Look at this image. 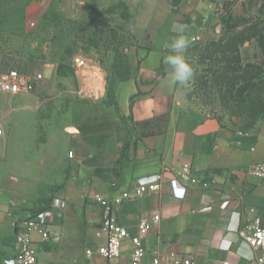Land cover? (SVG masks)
Here are the masks:
<instances>
[{"label": "crops", "instance_id": "obj_1", "mask_svg": "<svg viewBox=\"0 0 264 264\" xmlns=\"http://www.w3.org/2000/svg\"><path fill=\"white\" fill-rule=\"evenodd\" d=\"M163 18L149 40L152 48L139 52V70L121 83L115 104L106 100L104 85L90 88L89 98L75 99V90H62L71 98L64 104H39L37 92L0 91V263L15 253V222L61 198L66 203L52 210L50 240L31 234L36 264H92L85 249L103 244L105 234L99 228L100 207L91 196L131 191L143 176L189 163L206 187L191 186L180 197L167 172L157 193L114 207L116 219L130 232H136L140 218L160 216L142 237L141 264H153L154 249L161 264H170V252L201 264H259L260 250L245 243L238 229L255 219L264 225V179L251 172L264 163V116L244 131L182 109L163 62L173 38L172 17ZM183 24L179 29L187 36L190 23ZM164 114L162 133L141 135L148 128L137 123ZM128 116L130 121H124ZM11 200L19 208H10ZM206 205L211 208L202 210ZM78 208L84 224L71 231L67 222ZM131 249L125 240L113 264H129Z\"/></svg>", "mask_w": 264, "mask_h": 264}, {"label": "rangeland", "instance_id": "obj_2", "mask_svg": "<svg viewBox=\"0 0 264 264\" xmlns=\"http://www.w3.org/2000/svg\"><path fill=\"white\" fill-rule=\"evenodd\" d=\"M164 14L172 17V37L183 35L179 28L185 24L177 20L194 16L186 36L194 40L185 55L195 75L187 86H176L181 108L247 130L223 99V86L247 88L260 72L257 89H264V0H0V74L10 69L41 72L43 79L28 94L37 92L39 104L70 101L62 91L67 89L76 91L75 99L89 98L90 88L103 85L106 100L116 103L121 83L139 70V52L152 48L149 40ZM240 18L244 21L236 29H225L226 21L239 24ZM197 44L204 46L201 54L192 53ZM228 45L231 53L225 52ZM78 56L83 65L75 63ZM232 56L234 61L227 62ZM225 62L232 69L219 74ZM71 213L66 228L77 231L84 224L82 209Z\"/></svg>", "mask_w": 264, "mask_h": 264}, {"label": "built area", "instance_id": "obj_3", "mask_svg": "<svg viewBox=\"0 0 264 264\" xmlns=\"http://www.w3.org/2000/svg\"><path fill=\"white\" fill-rule=\"evenodd\" d=\"M194 38L191 37L190 41ZM77 65H83L84 59L76 57L74 59ZM43 79L41 72L24 73L16 69H10L0 74V91L11 95L29 94L34 87ZM2 129L0 128V135ZM169 172V183L175 191L179 192L182 197L187 188L200 183L191 164L183 163L173 170H163L147 176L139 178L131 191L124 190L119 194L106 197L99 193L91 196V199L100 207L101 220L100 230L105 234V242L95 247H87L85 249L86 258L93 260L92 264H113L121 254V246L125 240H129L132 246L130 252L129 264H141L142 257L145 252L141 240L152 225L159 221V214H155L151 219L140 218L137 222L136 232H130L123 226L114 214V207L135 197H139L145 193H157L166 174ZM251 172L254 176L264 179V163L253 165ZM201 184V183H200ZM202 187L207 184L203 182ZM66 203L65 199L54 198L51 204L36 212L27 213L23 218L18 219L15 224V243L16 249L13 257L4 259L0 264H36L37 258L33 249V239L31 234L36 232L39 234L42 242L49 241L50 232V216L53 208H59ZM9 207L13 209L19 208V204L15 200L9 202ZM211 205H206L202 210H209ZM60 216V215H59ZM239 237L247 243L251 248L260 250V254L256 257L259 264L264 263V225L259 219L254 222L245 224L238 229ZM170 264H201L195 257L190 255H182L170 252ZM153 264H161L159 250H153Z\"/></svg>", "mask_w": 264, "mask_h": 264}, {"label": "trees", "instance_id": "obj_4", "mask_svg": "<svg viewBox=\"0 0 264 264\" xmlns=\"http://www.w3.org/2000/svg\"><path fill=\"white\" fill-rule=\"evenodd\" d=\"M230 17L232 19L234 16L231 15ZM178 21L182 22V23H190L191 19H190V17H186L184 19H179ZM239 21H240L239 24H231V25H227L228 22L226 21L225 22V25H226L225 29L226 30L236 29V27H238V25L242 24L244 19L240 18ZM238 43H242L241 45H243V40L241 38L238 39ZM234 47L237 50L236 45H234ZM203 48H204V46L202 44L201 45L197 44L196 46H193V48L191 50H192V53H194V54H201L203 51ZM225 52L231 53L230 45H228L225 48ZM210 54L211 55L215 54V50H211ZM232 58H233V56L230 59L228 57L226 59V61L227 62L230 61V63H231L234 61V60H232ZM209 59H211V60L215 59L214 55L212 57L209 56ZM227 62H225V66L220 67L219 74H224L227 71L232 69V67L229 69L230 64L228 65ZM257 73L258 72H255V75L250 80V84L248 85L247 88L241 87V85H238V86L233 88L232 85H228L227 83L224 84V86H223V92H225L224 94L226 95V97L223 96V99L225 100L226 104L231 105L230 107H231L232 113H234L237 116L242 117L244 119V121L246 123L247 130L253 129L257 125V123L261 120V118L264 116V89L263 90L257 89V85L261 81L260 72H259V76L257 75ZM263 73H264V71H263ZM255 81H257V83ZM139 94H140V92L136 93L134 96H131L130 102H132L134 97H136ZM228 99L229 100L231 99L232 102H229ZM244 102H245V104H243ZM109 103L115 104L112 102H109ZM129 119H130L129 116L123 117L124 121L125 120L127 121ZM218 121L220 122V120H218ZM166 122H167V114H164V115L155 117L152 120L143 121V122L137 123V124H139L140 126L148 128L146 131H143L141 135H152V134L162 133L164 131ZM221 125H223V124L221 123Z\"/></svg>", "mask_w": 264, "mask_h": 264}, {"label": "clouds", "instance_id": "obj_5", "mask_svg": "<svg viewBox=\"0 0 264 264\" xmlns=\"http://www.w3.org/2000/svg\"><path fill=\"white\" fill-rule=\"evenodd\" d=\"M190 46L191 41L184 35H176L170 40V54L163 60L168 68L169 87L177 84L187 86L193 80L195 71L185 55Z\"/></svg>", "mask_w": 264, "mask_h": 264}]
</instances>
